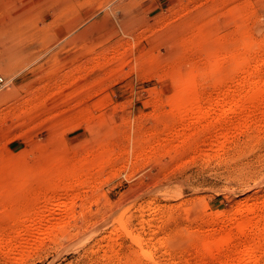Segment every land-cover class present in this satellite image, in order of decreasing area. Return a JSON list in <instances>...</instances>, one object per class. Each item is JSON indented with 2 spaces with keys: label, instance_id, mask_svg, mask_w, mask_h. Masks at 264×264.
<instances>
[{
  "label": "rangeland",
  "instance_id": "rangeland-1",
  "mask_svg": "<svg viewBox=\"0 0 264 264\" xmlns=\"http://www.w3.org/2000/svg\"><path fill=\"white\" fill-rule=\"evenodd\" d=\"M0 77V264H264V0H0Z\"/></svg>",
  "mask_w": 264,
  "mask_h": 264
},
{
  "label": "bare ground",
  "instance_id": "bare-ground-1",
  "mask_svg": "<svg viewBox=\"0 0 264 264\" xmlns=\"http://www.w3.org/2000/svg\"><path fill=\"white\" fill-rule=\"evenodd\" d=\"M116 12V11H115ZM119 19V18H118ZM8 45V44H7ZM12 45V44H11ZM8 47V46H7ZM241 47V46H240ZM252 48V47H251ZM17 49V48H16ZM4 50H5V48H4ZM234 50H236L237 51V49H234ZM254 50V49H253ZM15 51V50H14ZM249 51V50H248ZM251 51V50H250ZM253 52V51H252ZM229 55L230 54H223V55H221V58H227V57H229ZM221 58H220V60H221ZM248 58V57H247ZM224 60V59H223ZM262 65V63L260 64V63H256V65H254V70H256V69H259L260 68V66ZM241 69H243V68H241ZM252 71V70H251ZM180 78V77H179ZM233 78V77H232ZM240 80V79H239ZM238 80V81H239ZM242 80V79H241ZM4 81V79L2 78V77H0V83H2ZM180 80H178V82L177 83H182L183 81H182V79H181V82H179ZM241 82V81H240ZM232 83H233V81H232ZM248 83V82H247ZM214 84L216 85V84H218L221 88H222V91L223 90H229L230 89V87H229V85H228V87H226V85L224 84V82L223 81H214ZM239 84V83H238ZM235 85H237V84H235ZM241 85V84H240ZM261 85H264V83H260V81H250L249 82V84H247V88L249 87V89H255L256 87H259V86H261ZM243 87V86H242ZM221 88H219V89H221ZM231 90V89H230ZM183 92H181L180 93V90H179V97H178V99L179 100H181L180 98H185V99H187V101L189 102L190 101V105H191V101H192V99L190 98V89L189 88H187V87H184L183 88V90H182ZM242 91V90H241ZM248 91H250V90H248ZM221 92V91H220ZM239 92V91H238ZM237 92V93H238ZM236 93V92H235ZM198 94V93H197ZM240 92H239V95H238V97L237 98H235L234 99V106L235 107H237V102H238V100L241 98V96H240ZM262 95H264V94H262ZM235 97V96H234ZM197 98V97H196ZM255 98V97H254ZM178 99H175L176 101L178 100ZM175 101V102H176ZM182 101V100H181ZM179 102V103H182V102ZM185 101V100H184ZM183 101V102H184ZM186 101V102H187ZM221 101V99H220V96L218 95H216V97L213 99V102L214 103H219ZM228 101V100H227ZM187 102V103H188ZM193 102V101H192ZM179 103L178 104H173L175 107H176V111H178L179 112V114H180V116L183 118H185L186 116H188L187 115V113H189V112H187L188 111V109H187V107H185L184 106V104L183 105H179ZM186 103V104H187ZM172 105V104H171ZM199 105V104H198ZM187 106V105H186ZM201 106V105H200ZM199 106V107H200ZM255 106V105H254ZM249 107V106H248ZM239 108V107H238ZM254 108V107H253ZM195 109V108H194ZM201 109V108H200ZM255 109V108H254ZM260 109V108H259ZM172 110V109H171ZM199 110V109H198ZM207 110V109H206ZM206 110H199V111H196L197 113H195L194 115H193V118L194 119H196V120H199L201 117H203V115H204V113L206 112ZM237 110V109H236ZM243 110V109H242ZM248 110V109H247ZM252 110V109H251ZM205 111V112H204ZM226 111H235V108L233 107V106H230L227 110L226 109H224V112H226ZM191 112V111H190ZM223 112V113H224ZM175 113H177V112H175ZM194 113V112H193ZM223 113H219V114H223ZM251 113V112H250ZM255 113V112H254ZM206 114V113H205ZM218 116V115H217ZM220 116V115H219ZM244 117V116H243ZM185 122V121H184ZM222 125V124H221ZM181 127V126H180ZM191 132H193V131H191ZM216 146V145H215ZM12 161V160H11ZM17 162V161H16ZM4 163V162H3ZM20 163V162H19ZM14 166V165H13ZM21 166V165H20ZM19 167V166H18ZM20 168V167H19ZM96 168V167H95ZM22 169V168H21ZM19 170V169H18ZM9 173V172H8ZM53 180H54V178H53ZM11 182V181H10ZM4 183V182H3ZM20 183V182H19ZM23 183V182H22ZM22 183H21V185H22ZM8 185H10V183L8 182ZM8 185H6V186H8ZM24 185V184H23ZM12 186H15V185H12ZM2 187H5V186H2ZM21 188H23L22 186H21ZM10 189V188H9ZM13 189V188H12ZM20 190V189H19ZM12 191V190H11ZM22 191V190H21ZM19 192V191H18ZM17 192V193H18ZM4 193V192H3ZM14 197V196H13ZM30 197V196H29ZM25 198V197H24ZM53 198V197H52ZM57 206V205H56ZM28 207V206H27ZM60 207V206H59ZM26 208V207H25ZM55 209V208H54ZM53 209V210H54ZM34 210V209H33ZM52 210V211H53ZM246 210V209H245ZM245 213H244V219H247V218H251V212H249V211H244ZM43 214V213H42ZM45 215V214H44ZM44 215H43V217H44ZM52 216V215H51ZM72 216V215H71ZM42 216H38V218H36V220H38V219H40ZM253 217V216H252ZM72 218V217H71ZM52 219V218H51ZM28 221H29V219H28ZM34 222H35V219H34ZM37 222V221H36ZM62 222V221H61ZM44 223V222H43ZM36 224V223H35ZM38 224H39V221H38ZM58 224H59V222H58ZM62 224V223H61ZM66 224V223H65ZM37 225V224H36ZM212 225V224H211ZM27 226H29V225H27ZM31 226H32V224H31ZM13 228V227H12ZM24 228V227H23ZM25 228H27V227H25ZM257 228H259V227H257ZM28 229H29V227H28ZM34 229H35V231H36V228L34 227L33 228V231H34ZM120 229H121V231H123V232H125L129 237H130V239H131V241L137 246V249L144 255V256H149L150 255V251L149 250H147V248H145V246L143 245V243H142V239L140 238V236H138V235H136V234H134V233H132L128 228H127V226L124 224V223H120ZM46 230V229H45ZM49 229H47V231H48ZM90 230V229H89ZM89 230H87V231H89ZM258 230V229H257ZM29 231V230H28ZM34 231V232H35ZM46 231V232H47ZM97 231H98V229H97ZM30 232H32V229H31V231ZM68 232V231H67ZM84 233V232H83ZM255 233V232H254ZM253 233V234H254ZM32 235H34L33 233H31ZM112 233L111 232H105V233H102L101 235H99V236H97V237H95L96 239H95V241H97V242H99V241H103V240H106V239H109L112 235H111ZM253 234H251V235H253ZM16 235V234H15ZM257 235V234H256ZM255 235H253V236H250L248 239H247V241L245 242V245H244V247L239 251V253H241L242 255H245V257H243L241 260H240V262H239V264H245V263H248V261H250V260H252L253 261V263L254 262H257V260L259 259L257 256H254V254H253V257H251L250 256V254L251 253H255V247H257L258 246V237L256 238V237H254ZM31 238V237H30ZM71 238V237H70ZM230 239V238H229ZM144 242V241H143ZM205 244V243H204ZM207 246V245H206ZM257 250V249H256ZM237 254H238V251H237ZM236 254V255H237ZM110 255H111V253H110ZM150 257V256H149ZM236 257V256H235Z\"/></svg>",
  "mask_w": 264,
  "mask_h": 264
}]
</instances>
